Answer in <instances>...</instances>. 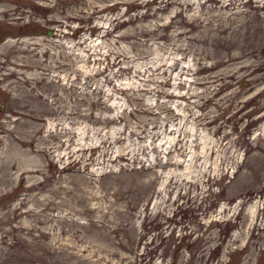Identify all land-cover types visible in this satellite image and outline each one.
I'll list each match as a JSON object with an SVG mask.
<instances>
[{"label": "rangeland", "instance_id": "obj_1", "mask_svg": "<svg viewBox=\"0 0 264 264\" xmlns=\"http://www.w3.org/2000/svg\"><path fill=\"white\" fill-rule=\"evenodd\" d=\"M0 264H264V0H0Z\"/></svg>", "mask_w": 264, "mask_h": 264}, {"label": "bare ground", "instance_id": "obj_2", "mask_svg": "<svg viewBox=\"0 0 264 264\" xmlns=\"http://www.w3.org/2000/svg\"><path fill=\"white\" fill-rule=\"evenodd\" d=\"M148 145V144H147ZM143 148V147H142ZM114 153H112L111 155H113ZM132 156V155H131ZM137 156V155H136ZM173 158H174V156H173ZM176 159V158H175ZM176 162V161H175ZM138 235V234H137ZM136 236V235H135Z\"/></svg>", "mask_w": 264, "mask_h": 264}, {"label": "flooded vegetation", "instance_id": "obj_3", "mask_svg": "<svg viewBox=\"0 0 264 264\" xmlns=\"http://www.w3.org/2000/svg\"><path fill=\"white\" fill-rule=\"evenodd\" d=\"M50 30V29H49Z\"/></svg>", "mask_w": 264, "mask_h": 264}]
</instances>
